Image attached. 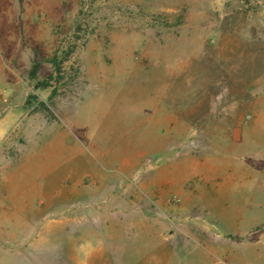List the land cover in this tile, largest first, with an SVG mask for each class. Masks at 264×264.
I'll return each mask as SVG.
<instances>
[{
    "label": "rangeland",
    "instance_id": "obj_1",
    "mask_svg": "<svg viewBox=\"0 0 264 264\" xmlns=\"http://www.w3.org/2000/svg\"><path fill=\"white\" fill-rule=\"evenodd\" d=\"M69 46L63 80L35 89ZM9 107L26 117L0 155L32 153L51 200L1 206L0 264L29 247L50 264L41 252L84 225L112 230V264H207L209 224L264 242V0H0ZM215 183L257 206L209 217Z\"/></svg>",
    "mask_w": 264,
    "mask_h": 264
},
{
    "label": "crops",
    "instance_id": "obj_2",
    "mask_svg": "<svg viewBox=\"0 0 264 264\" xmlns=\"http://www.w3.org/2000/svg\"><path fill=\"white\" fill-rule=\"evenodd\" d=\"M25 117L24 108L18 114H14L10 107L0 113V146ZM36 173L47 174L35 169L32 153L21 155L15 165L8 158L0 155V208L6 206L8 201L17 203L16 200L21 201V204L25 206H29L34 200L49 202L51 198L46 194L48 188L38 184L39 176L36 178ZM251 201L254 203L248 207L242 203L243 200L234 187L228 186L227 183H215L211 187L209 217L242 218L247 208L257 206L256 198ZM240 221L243 220L238 219V222ZM103 224L111 228L113 225L117 226V221L113 219ZM116 229L114 231L118 232ZM111 231V229L105 231L104 234L98 232L96 228L84 225L79 231L62 237L60 247L56 248L57 251L49 247L40 252L47 256H57L55 260H50V264H112L110 260L112 256H116V252L114 249L107 250L105 246L107 242H117L114 235H108ZM36 233L37 227L30 235L33 237ZM262 236L255 230L244 231L238 226L219 228L209 224L207 264H259L260 256H262L260 246L264 245ZM153 244L159 245L157 242ZM25 251L29 256L33 255L32 258L25 260L26 263L37 264L35 262L36 248L29 247ZM17 253L19 255L20 252L17 251Z\"/></svg>",
    "mask_w": 264,
    "mask_h": 264
},
{
    "label": "trees",
    "instance_id": "obj_3",
    "mask_svg": "<svg viewBox=\"0 0 264 264\" xmlns=\"http://www.w3.org/2000/svg\"><path fill=\"white\" fill-rule=\"evenodd\" d=\"M243 1L248 2V0H243ZM75 47L69 46V47H67L66 50L60 51L59 53L58 52L55 53L53 58L49 60V63L51 64V68H52L50 75L47 76L46 78H43L42 81L39 82L35 86V89H37V88H49L52 86L51 84L53 82L56 83L58 86V84L61 82V80H63L64 74L67 73L66 69L63 66H64L65 62L66 63L68 62L70 56L72 55V53L75 50ZM75 64H76V62H74L72 64V66L69 67V70H71ZM41 65H42V62L38 59L37 53H35L34 59H33V65H31V69L29 71L30 79L35 80L37 78V74L40 70ZM55 94H56V87L54 86L52 91H51L50 99ZM41 104L43 105V103H41ZM25 105L26 106L30 105V98L27 99Z\"/></svg>",
    "mask_w": 264,
    "mask_h": 264
}]
</instances>
